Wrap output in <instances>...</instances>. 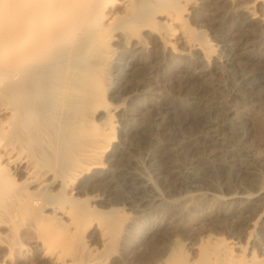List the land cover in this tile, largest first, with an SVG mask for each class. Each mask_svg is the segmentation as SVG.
I'll return each instance as SVG.
<instances>
[{
    "label": "bare ground",
    "instance_id": "obj_1",
    "mask_svg": "<svg viewBox=\"0 0 264 264\" xmlns=\"http://www.w3.org/2000/svg\"><path fill=\"white\" fill-rule=\"evenodd\" d=\"M259 44L264 0H0V264H264V187L191 190L182 203L213 201L216 215L186 220L181 203L163 208L168 227L147 210L155 182L129 170L118 125L145 109L126 98L150 104L166 81L168 51L241 73L264 59Z\"/></svg>",
    "mask_w": 264,
    "mask_h": 264
},
{
    "label": "rangeland",
    "instance_id": "obj_2",
    "mask_svg": "<svg viewBox=\"0 0 264 264\" xmlns=\"http://www.w3.org/2000/svg\"><path fill=\"white\" fill-rule=\"evenodd\" d=\"M233 25L229 22L217 33L229 34ZM252 29L258 32L261 27L254 25ZM209 36L216 39L211 32ZM232 37L233 33L227 36L230 44L237 38ZM259 45L258 52L264 51ZM155 49L161 51L160 46ZM167 55L169 66L164 73L167 79L148 98L150 104L143 98L147 95L126 98L128 91L143 78V72L129 76L128 83L122 84L111 100L117 104L125 97L124 106H145L140 115L133 117L136 121L133 119L129 125L121 117L118 125L126 137L125 150L135 160L129 170L136 177L152 174L155 182L154 194L147 197L150 199L147 210L153 206L149 210L161 218L163 208L176 205L180 209L184 197L194 191H212L225 196L233 191L256 192L264 187V84L259 83L258 76L264 73V59H256L237 73L219 62L208 64L199 60L200 54L196 51L181 56L170 50ZM141 56L149 60L147 54ZM180 65L188 71L174 70ZM162 104L170 107L169 114L159 113ZM241 163H248L247 171L252 173L245 177L239 175ZM190 176H196L199 181L187 188L180 185ZM120 185L122 193L129 195L126 185L122 182ZM209 204L212 207L198 210L192 202L182 203L183 214L188 215L185 219L189 220L190 213L199 218L216 215L217 204L213 201ZM164 220L168 226L173 218L169 215Z\"/></svg>",
    "mask_w": 264,
    "mask_h": 264
}]
</instances>
